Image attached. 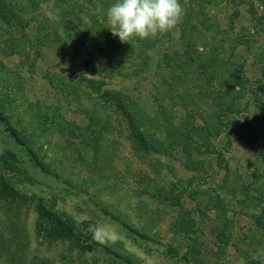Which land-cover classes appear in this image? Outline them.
<instances>
[{
	"label": "rangeland",
	"instance_id": "obj_1",
	"mask_svg": "<svg viewBox=\"0 0 264 264\" xmlns=\"http://www.w3.org/2000/svg\"><path fill=\"white\" fill-rule=\"evenodd\" d=\"M54 1L37 8L35 18L53 9L54 19ZM77 1L71 8L83 11L81 20L89 24L93 8ZM180 3L178 24L156 37L134 38L133 61L126 60L120 73L105 78L103 89L125 96L138 112L153 118L154 129L146 133L157 130L165 148L145 150L136 125L148 124L134 116L131 125L120 108L107 103L111 121L103 142L110 148L102 154V177L117 186L114 190H83L44 171L0 117V264H264V0ZM39 20L26 28L29 36L43 23L47 28L55 24ZM2 44L0 58L19 74V94L49 106L43 111L64 118L72 131L85 130L88 113L65 85L86 65L79 62L69 69L52 37L43 45L38 40L21 55L10 54ZM230 87L232 92L225 94ZM214 103L230 112L211 119L207 114ZM187 121L196 129L207 121L210 126L220 123L225 131L207 138L195 131L191 139H199L200 146L191 151L182 145L188 134L180 128ZM6 151L16 153L24 172L4 169L8 159L1 154ZM103 183L96 180L98 186ZM140 188L147 193L136 192ZM25 192L40 197L24 204ZM164 196L167 200L161 201ZM40 207L61 219L72 218L79 228L72 233L74 241L91 245L80 252L74 241L36 239L35 218L49 221L38 215ZM24 228L32 229L26 243Z\"/></svg>",
	"mask_w": 264,
	"mask_h": 264
},
{
	"label": "trees",
	"instance_id": "obj_2",
	"mask_svg": "<svg viewBox=\"0 0 264 264\" xmlns=\"http://www.w3.org/2000/svg\"><path fill=\"white\" fill-rule=\"evenodd\" d=\"M47 1L25 0V2H22V0H0V41L3 43L2 49L8 50L10 54L16 53L17 55H21L23 50L32 47L38 40L43 45L49 40V37H52L63 51V54L60 56L62 63L66 64L69 69L72 70L79 62L85 64L87 69L84 68L83 71L77 72L71 82H67L65 86H68L69 90L74 91L72 97L78 101L79 105H83L85 112L88 113L90 124L87 125L85 130L81 129L80 131L78 129L77 131H72L68 128L69 126L64 118H60L58 114L51 110V112L43 111L46 108L50 109L49 106L39 100L29 101L25 96H21L19 89L22 88V85L21 80H19V74H15L13 70L9 69L1 58L0 117L5 123L9 124L17 143L25 148L34 162L44 171L54 174L69 186L71 185L83 190L93 189L97 192L114 190L117 186L108 184L106 182L108 179L106 180L105 176H103L105 177L104 179L102 177V167L104 166V163L102 164V154L105 149L110 148L108 144L103 142L104 134L109 132L108 129L110 128L111 121V111H106L107 103H113L114 108H120L123 114L129 118L131 125L133 124L134 116L148 124V127L145 128L144 126L139 128L136 125L140 142L146 146L145 150L152 152L165 150L162 142H159L156 138L157 130L146 133V131L154 129L151 128L152 117L147 115V113L138 112L131 102L125 100V96L103 89V86L106 84L105 78H110L120 73V69L124 68L122 64L126 60L129 64L131 63L130 60L133 61L132 57L136 41L133 38L128 43L121 42L107 28L108 23L105 12L113 0H84L87 5L93 8L87 14L89 24L81 20L80 14L83 11L71 8V5L77 6V0H55L53 8L57 12L54 19L51 16L53 15V9L49 13L44 11L45 16H43L42 12L38 17L43 22H46V19H51L52 23H55L51 24L48 28L45 23L42 24L41 30L46 31L49 29V34H43V31L39 30L37 34L29 36L26 28L31 21L36 23L40 21L38 18H35L38 12L36 9L44 6ZM60 5L63 6L60 7ZM66 37L70 39V42ZM63 38H66L68 41H65ZM90 62H93V66L89 69L87 65ZM87 71L94 75L90 73L88 75ZM55 77L59 81H65V78L61 74H55ZM221 77L225 78L224 75ZM50 80L52 81V79ZM232 90L233 87H230V91H226L225 94H230ZM211 93L212 91L207 92L208 98L213 99ZM237 93H239L238 90ZM202 106L203 108H208V105L202 104ZM212 107L213 110H208L207 114L211 119H221L219 116H222V118L225 116V114L221 113L228 111V109H225L226 106L224 104L218 105L214 103ZM190 113L193 114L194 112ZM162 116L164 118V114ZM155 123L158 127H161L158 119H155ZM210 123L211 121H207V124L202 129L190 126V122L188 121L182 123L181 128L178 125V129L180 128L183 133L188 134L183 136V147L186 146L191 151H198L200 140L191 139L195 131L199 133L204 132L206 138L218 136L225 131V126H221L220 123L214 126H210ZM172 128H176V126ZM53 136L56 137L55 140ZM65 137L75 140L80 139L73 142V140H65ZM81 143L83 144L82 147ZM77 149L83 151L78 152L76 151ZM88 150L91 153L90 157L86 158L84 153ZM48 151L49 153H47ZM66 151L68 152L67 154ZM72 152L75 153V158ZM15 154L8 151L1 154L2 157L8 159V163L2 164L4 165V169L12 174L25 171V168L21 166L23 165L22 161ZM190 156L191 152L186 155V163L189 161ZM186 165L188 166L189 164ZM190 167L192 168V166ZM96 180L105 181V183L98 186ZM255 182L254 180L253 183ZM144 191V188H140L136 192L143 194ZM158 195H160V192H158ZM21 197L24 204L29 203L28 205H30L37 201L36 198L40 196L36 192L30 194L25 192L22 193ZM163 200H167L166 196L163 199L161 198V201ZM102 208L104 209V207ZM38 215L49 221H38L35 218L33 228L36 239L43 240L49 237L54 242L74 241L72 233L73 231L78 232L79 228H75L76 225L72 218L61 219L46 208H41ZM24 231L26 232L24 236V242L26 243L28 242L26 241V235L31 233L32 229L29 231L24 228ZM0 238L2 237L0 236ZM74 245L82 252V250H85V247L87 248L91 244H77L74 241Z\"/></svg>",
	"mask_w": 264,
	"mask_h": 264
},
{
	"label": "clouds",
	"instance_id": "obj_3",
	"mask_svg": "<svg viewBox=\"0 0 264 264\" xmlns=\"http://www.w3.org/2000/svg\"><path fill=\"white\" fill-rule=\"evenodd\" d=\"M182 15L180 0H113L105 12L107 28L121 42L166 33L179 23Z\"/></svg>",
	"mask_w": 264,
	"mask_h": 264
}]
</instances>
